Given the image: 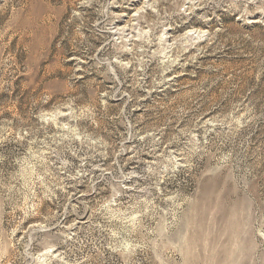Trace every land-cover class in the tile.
Returning a JSON list of instances; mask_svg holds the SVG:
<instances>
[{"label":"rangeland","instance_id":"rangeland-1","mask_svg":"<svg viewBox=\"0 0 264 264\" xmlns=\"http://www.w3.org/2000/svg\"><path fill=\"white\" fill-rule=\"evenodd\" d=\"M0 264H264V0H0Z\"/></svg>","mask_w":264,"mask_h":264}]
</instances>
